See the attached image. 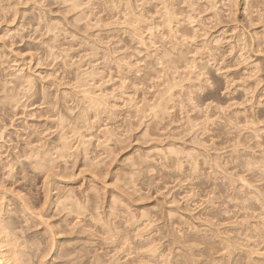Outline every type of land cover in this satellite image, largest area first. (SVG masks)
I'll return each instance as SVG.
<instances>
[{"label":"rangeland","instance_id":"1","mask_svg":"<svg viewBox=\"0 0 264 264\" xmlns=\"http://www.w3.org/2000/svg\"><path fill=\"white\" fill-rule=\"evenodd\" d=\"M0 156L24 264H264V0H0Z\"/></svg>","mask_w":264,"mask_h":264},{"label":"bare ground","instance_id":"2","mask_svg":"<svg viewBox=\"0 0 264 264\" xmlns=\"http://www.w3.org/2000/svg\"><path fill=\"white\" fill-rule=\"evenodd\" d=\"M165 7H167V6H165ZM167 10H168V8H167ZM171 10H173V9H171ZM168 11H167V15L165 14V16H166L165 20L170 23L173 13H171L172 14L171 15L170 12H168ZM0 158H1V156H0ZM4 158H6V157H4ZM1 160H2V158H1ZM10 160L13 161V159H9V161H6L8 163H6L5 161H4L5 164L3 163L4 166L5 167L7 166L6 168L9 170L4 173L3 172V169L5 168L4 166H2L3 169L1 168L2 171L0 170L3 174L7 175V177L4 175L5 179L8 178L12 173L11 165H13V164L11 163L12 161H10ZM8 166H10V167L8 168ZM7 169H4V170H7ZM1 172H0V175L2 176L3 174H1ZM2 179H4V178H2ZM3 181H5V180H3ZM2 184L0 183L1 186H2ZM5 188H7V187L4 186V189ZM6 190L9 191L10 189H6ZM6 190H0V264H24V262L22 261V258H21L20 249L18 250V248H19L18 246H20V244L18 243V238L15 234L16 227L12 226L13 225V222L11 221L12 219H9V216H7L8 215V208H7L8 204H6L7 202L6 203L4 202V199H5L4 194L6 195V193H3L4 191L6 192ZM10 192H12V191H10ZM24 206H26L25 208H27V205L25 202H24Z\"/></svg>","mask_w":264,"mask_h":264}]
</instances>
